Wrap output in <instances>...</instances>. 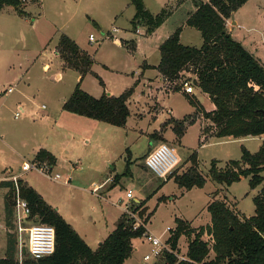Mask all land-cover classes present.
<instances>
[{"label":"rangeland","instance_id":"rangeland-1","mask_svg":"<svg viewBox=\"0 0 264 264\" xmlns=\"http://www.w3.org/2000/svg\"><path fill=\"white\" fill-rule=\"evenodd\" d=\"M143 1L152 13L159 12L162 6L169 11L165 23L151 36L146 33L145 26H139V31L133 30L130 19L134 6L130 0H38L24 7L25 16L19 15L11 6L0 10V134L3 135V138L0 136V176L6 165L15 170L24 159L32 161L35 147L46 138L47 133L51 139H56V134L51 131L52 118L47 115L50 112L55 115L61 110L62 101L69 97L79 81L76 80V70L62 67L63 61L57 54L56 46L60 36H73L95 60L90 69L92 73H87L84 78L83 84L87 89L96 95L103 91L106 95L111 92V95L117 96L130 87H133V92L127 100L129 115L125 124L114 126L102 122L96 144L90 141L80 146L78 153L84 157L81 166L86 169L75 171L72 177L81 178L86 188L68 189L71 190L69 204L80 211L85 218L84 223L91 227L94 220L96 224L102 221V211L114 222L122 212V204L128 201L125 198L126 188L134 186L136 195L144 199L143 206L138 209L134 205L137 203L131 201L132 209L142 220L152 211L147 223L148 230L152 235L166 240L168 229L175 226V218H186L191 226L197 228L209 222V213L204 206L207 199H212L211 191L217 183L207 178L203 187L186 190L179 187L173 178L164 181L145 167L147 153L158 143L173 147L181 159L173 173L180 174L189 168V156L195 152L198 169L206 174L212 159H217V165L222 167L228 159L240 158L241 145L254 150L259 141L253 138L248 141L217 142L212 137L200 146V121L195 119L184 128L181 144L175 145L177 134L174 133V122L191 114L194 110L192 105L163 79L144 82L143 79L153 77L152 70H147L138 83L136 78L144 59L149 63L159 60L158 45L163 39L162 35L169 29H176L194 6L191 0ZM232 19L237 20L238 24L232 27L233 35L245 45L264 52V0H248L233 13ZM114 27L119 31L113 32ZM185 30L182 43L198 46L201 42L200 32L191 27ZM90 33L95 38L92 42L88 40ZM115 37L121 41L120 44L113 41ZM131 39L135 43L133 48V41H129ZM57 72L61 75L60 79L55 77ZM185 76L193 77L190 73ZM9 86L13 87L11 93L6 92ZM196 94L205 109L213 107L207 95L200 92ZM18 102L23 105L24 112L19 118H14ZM41 104L46 108L42 109ZM206 126L208 124L204 122L202 128ZM168 129V134H173V140L165 139L161 134ZM128 159L129 171L126 172ZM107 175H117V178H112L110 184L99 192H91L90 179L98 183ZM41 176L34 170L26 174L28 181L34 179L51 188H68L47 182ZM71 182L74 184L75 180ZM262 187L264 179L257 187L250 188L248 177H243L225 195L230 198L235 196L239 200L240 196L248 193L242 202L244 209H248L249 197ZM2 200L0 188V223L3 225L0 226V257L5 252L8 231L4 227ZM30 224V220L23 222L21 225L24 229L20 232L15 227L18 264L28 254L26 228ZM203 238L207 239L206 236ZM187 244L188 238L181 236L175 251L184 256ZM132 246L131 254L124 264H167L163 258L143 259L144 254L150 253V243L145 238L133 239Z\"/></svg>","mask_w":264,"mask_h":264},{"label":"trees","instance_id":"trees-1","mask_svg":"<svg viewBox=\"0 0 264 264\" xmlns=\"http://www.w3.org/2000/svg\"><path fill=\"white\" fill-rule=\"evenodd\" d=\"M37 1L0 0V10L11 6L19 15L25 16L24 7ZM191 1L195 9L188 13L185 24L200 32L202 44L200 47L181 44V28L177 27L158 47L160 59L156 68L160 76L167 84H172L173 89L182 92L183 81H191L211 99L215 109L206 112L193 95L186 93L195 110L209 119L210 123L203 129V134L212 129L218 138L262 135L264 65L233 39L225 26L226 20L248 0ZM130 2L135 9L130 21L133 30L145 26L149 34L168 17L166 8L152 14L145 8L143 0ZM56 51L63 61L62 67L76 70L81 78L91 73L92 57L67 35L60 36ZM186 73L193 77H186ZM132 92L133 87H130L118 96L102 94L96 98L81 89L78 81L72 93L63 101L62 109L114 126H123L129 115L127 100ZM187 123V118L175 120L174 131L178 138ZM34 159L49 164L55 162V157L44 149H39ZM189 160L191 165L186 171L180 174L172 171L164 181L173 178L179 187L189 190L203 187L207 178L229 186L242 177H248L250 188L257 187L264 179V143L254 153L242 146L240 158L230 159L222 167L217 165L218 161L211 160L206 174L198 170L195 152L189 156ZM129 163L128 159L126 172L129 171ZM18 183L20 195L27 201L32 219L49 224L55 230L54 252L37 260L24 255L21 264H123L131 254L132 240L142 237L145 231L143 226L132 229L133 220L122 213L115 228L92 250L31 186L21 179ZM0 187L8 188L4 197V218L9 230L14 207L12 182L0 180ZM216 193L212 194L206 206L210 222L205 226L193 227L189 221L175 218V226L170 228L166 241L173 251L183 235L188 238V244L183 259L164 252L160 258L167 264H264V187L253 197L255 212L249 217L239 215L223 200L215 198ZM134 205L138 209L143 206V201ZM151 214L152 211L143 219L144 224L148 223ZM16 252V234L8 231L0 264H18Z\"/></svg>","mask_w":264,"mask_h":264},{"label":"crops","instance_id":"crops-1","mask_svg":"<svg viewBox=\"0 0 264 264\" xmlns=\"http://www.w3.org/2000/svg\"><path fill=\"white\" fill-rule=\"evenodd\" d=\"M183 1H185V0H182V2ZM203 1H207V0H203ZM143 3H144L145 8L149 11V9L146 7L144 1H143ZM164 4H165V2H164ZM162 8H165V7L162 6L161 9ZM194 9L195 8L193 7V9H191V11H189V12L194 11ZM134 13H135V9H134V12L132 14V17L134 15ZM150 13H152V12H150ZM152 14H156V13L154 12ZM187 15H188V13H187ZM187 15H186V17H184L180 21V23H178V26H177V27L181 28L180 33H179V42L181 44H183V45H187V44L182 43V41H181L182 40V36H183L184 32L186 31L185 29H187L188 27H191V26L185 24V20L187 18ZM132 17H131V19H132ZM131 19H130V21H131ZM93 22H94L95 25H97V27H99L97 22H95V21H93ZM164 23H165V21L161 25H159L154 31L149 33V35L150 36L152 34L154 35L156 33V31H158V29H160ZM234 25H238L237 24V20L236 21L233 20L232 17L226 20L225 26H226V30L228 31V33L232 36L233 39H235L236 41H239L242 44V46L247 51H249L253 56L258 58L260 60V62L264 65V62H263V60H264L263 59L264 52L261 53L260 51H258L257 47H254V46L252 47L251 45L247 46V45H245L244 42H242L241 40L237 39L233 35V32H232L233 31L232 27ZM191 28H194V27H191ZM174 30L175 29L172 28V29H169L166 33H164L162 35V38H163L162 41L164 39H166ZM112 31L113 32H118L119 29L114 27V28H112ZM107 32H110V31H107ZM102 33H103V31H102ZM200 37H201V35H200ZM70 39H72L78 45V47L81 50L85 51L84 45L82 43H80L78 41V39H76L73 36ZM113 41L116 44H120L121 43V41L119 39H117L116 37L113 38ZM129 41H133L132 48L135 47L134 40L131 39ZM201 44H202V38H201L200 44L198 46H195V47H200ZM159 45H160V43H159ZM187 46H190V45H187ZM159 59H160V56H159ZM92 60H93V63H94V61H95L94 58H92ZM158 63H159V60L156 63H149V62H147L146 59H144L142 61L141 65H140V72L138 74V77L136 78V83H138L140 80H142V78L144 77L143 75H144V73L147 70L154 71V74H153V77L152 78H148V80L143 79V80H145L144 82H146V83L150 82L151 79H153V80H162V77L160 76V73H159V71L156 68ZM101 65H103L104 67H107V65L104 64V63H102ZM91 73H92V71H91ZM86 75L81 78V76L78 73V75L76 77V80L80 81L81 89H83L85 92L89 93L90 95H92V96H94L96 98L100 97L102 94H105L102 91V93H100L99 95H96L90 89H87L84 86V84H83L84 78L86 77ZM95 75H97V74H95ZM55 77L57 79H60L61 78L60 73L57 72ZM102 89L105 91V87L104 86L102 87ZM193 89H194L193 93L189 94V95H193L198 100V102L202 106L203 110H205L206 112H209V111H212V110L215 109V105L214 104H213V107L211 109H205V107L201 103L200 98L196 94V93H198L200 91L194 85H193ZM179 92L182 93L187 99V94L185 92H182V91H179ZM200 93H202V92H200ZM202 94L203 95H207L205 93H202ZM107 95H111V92H108ZM63 101H62V103H63ZM62 103H61V108H60L61 110H59L58 113H56L55 115H52L53 112H50L47 115V117H51L52 118V127H51L52 129H51V131L56 134V137H55L56 139L55 140L51 139L50 134L47 133L46 138L39 143L38 147H35L33 154L35 155V153L39 149H44V150L48 151L49 153H51L55 157V162L52 164L53 165V170H54L55 173H59L61 178L60 179L47 178V177L43 176L42 174H40V173L39 174L42 175L41 177L44 178L47 182L57 183L58 185L66 186L68 188H64V187H63V189H60V188H57V187L56 188H51L47 184L45 185L43 182L36 181L34 179H30L28 181V179L26 178V174H27L28 171H21V169H20L22 163L15 170H14V168H12L9 165L4 166L2 168V176H0V180H9L8 179L9 175H8V172H7L8 170H11L13 173H17L19 175V178L21 180H23L24 182H26L29 186H31L43 198V200L47 204L52 206L65 219V221L72 226V228L87 243V245L92 250H94V249L97 248L99 243L103 239H105L106 236L115 228V225H116L119 217L122 215V212H120L119 216L117 217V220L112 222V221H110L108 219L109 218L108 214L105 211H102V221L98 222L96 224V221L94 220V222H92V227H91L87 223H84L85 218L80 213V211L78 209L72 208L70 206L69 199H68V196L71 194L70 191L72 189H82V188L85 189L86 188V187H83L84 183L81 180V178H77L76 177L74 179V177H72V173H74L75 171L79 172V171H81L80 169H82V168L86 169V167L81 166L83 164L82 159L84 157L80 156L79 153H78L79 149H80V146L81 145L85 146L86 144H89L90 141H92L93 144H96L97 136L100 134V131L102 130V127H101V124H100V123H102V121H98V120H95V119H92V118H89V117L77 115L75 113L66 112V111H64L62 109ZM192 107L194 109L193 112L191 114L185 115L183 118L189 119V123H191L195 119L196 120L199 119V121H200V131H199V134H198L199 135L198 143L200 144V146L204 145V142L206 141L207 138H212V137L216 138L217 142L236 141V140L237 141H248L249 139H253L254 138V139H257L259 141L257 146L254 147V150L253 149L249 150V151L254 153V152H256L259 149V147L263 143L261 135L253 136V137L252 136H244V137H239V138H232V137H221V138H218V137L214 136V133H213L212 129L208 130L206 133L203 134L202 126H203L204 122H206L207 124L210 123L209 119L205 118L202 113L197 112L195 110L194 106H192ZM16 108H18L20 111L24 112V107H23V105L21 103L18 102ZM170 112H171V110H170ZM13 117H14V115H13ZM189 123H187L185 125V127ZM169 129L165 130L161 134H162V136L165 139L173 140L174 139L173 138V134H170V135L168 134ZM182 135H183V132L181 133V136L179 138L177 137V142H176L175 145H180L181 144L182 138H183ZM0 136H1V138H3L2 134H0ZM242 146H244V145H241L240 147H242ZM101 153H102V149H101ZM34 155H33V160H35L34 159ZM196 159H197V156H196ZM212 160H216L217 161V159H212ZM228 160H230V159H228ZM23 161H26V159H24ZM180 162H181V159L179 160V163ZM197 164H198V162H197ZM197 168H198V166H197ZM87 169H88V167H87ZM114 176H112V175L108 176L107 175L105 178L100 179V182H98V183H96V181L90 179V185L92 186L90 188L91 192H94L93 188H95L97 186H99V189L96 192H99L101 188L107 187L110 184V182L112 181V178L116 180L117 177L114 178ZM66 177L70 178L67 183L64 182V179ZM84 179H85V184H87L86 178H84ZM241 179L239 181H241ZM72 180L73 181L75 180L74 184H72V182H71ZM118 180L119 179H117L116 182H118ZM234 183H236V182H234ZM234 183H232L229 186H223L221 184H215L214 185V189L211 192H212V194L214 192H217L216 195H215V198L223 200L231 209L236 211L239 215H243L245 217H249V216L253 215L254 212H255V206L253 204V197L258 194L260 189L256 190L255 193L252 196L249 197V200H248L249 208L248 209H244V207L242 206V202L244 201L246 196H248L247 195L248 193H246L245 196H240L239 200L235 196L229 195V196L232 197V198H230V197H226V195H225L226 192H229V189L232 187V185ZM0 188L2 189V199H3L2 200V209L4 211V197H5L6 192L8 191V188H6V187H0ZM142 188L143 187H140L139 189H142ZM68 189H71V190L69 191ZM127 189H132L133 190V193H134L133 201L134 202L139 203L140 201H143L144 198L139 197V196L136 195V190L137 189H135L134 186L127 187L126 190ZM100 193H102V191ZM212 194H211L210 198H212ZM210 200L211 199H207V201L205 202L204 208H206V206L210 202ZM106 201H107V199H106ZM145 205H147V203ZM2 216H3V214H2ZM184 220L188 221V219H186V218H184ZM4 222H5V218H4ZM209 222H210V215H209ZM1 225L2 224L0 223V226ZM10 226H11V229H9L8 231L9 232H14L16 234L15 223H14V207H13V213H12V219H11ZM4 227H5L6 231H7V226L5 225V223H4ZM147 230H148V227H147ZM16 256H17V252H16ZM125 261H124V263H125Z\"/></svg>","mask_w":264,"mask_h":264},{"label":"built area","instance_id":"built-area-1","mask_svg":"<svg viewBox=\"0 0 264 264\" xmlns=\"http://www.w3.org/2000/svg\"><path fill=\"white\" fill-rule=\"evenodd\" d=\"M137 31L139 30L137 29ZM88 40L92 42L95 40V38L92 34H90ZM12 90V86H9L6 89V92L10 93ZM182 90L185 93L192 94L194 89L191 81L184 80L182 83ZM41 108L45 109L46 106L44 104H41ZM22 112L23 111H20L18 109L14 113V117L18 118ZM261 138L264 143V133L261 135ZM179 160L180 159L175 154L173 147L169 146L166 143H158L152 150L147 153L146 157L144 158V165L155 176L164 180L175 169V167L179 163ZM20 169L21 171L34 170L47 178H61L59 173L54 172L53 165L49 164L46 161L26 160L22 162ZM7 172L9 175L8 179L12 182L13 186L14 223L17 231L20 232L24 229L21 225L23 222H25L26 220L31 221V224L26 228L28 255L35 260L51 255L54 252L55 248V230L53 226L45 223H39L32 219L28 203L20 195L18 183L19 175L17 173H13L11 170H8ZM69 179V177H66L64 179V182L67 183ZM98 189L99 186L93 188V191L96 192ZM125 198L128 201L122 204V213L125 214L129 219L133 220L132 229H136L140 226H143L145 228L142 237L148 240V242L150 243V253L144 254L143 259L149 260L151 257L160 258L164 254V252L172 253L179 259H183V256H180L177 252L173 251L170 248L168 242L166 241L167 239L162 240L160 237L152 235L147 230V224H144L143 220L136 215L135 210L131 207V204L133 203L131 201H133L134 198L132 189L126 190ZM169 230L170 229H168V231ZM20 261L21 257L19 256V262Z\"/></svg>","mask_w":264,"mask_h":264}]
</instances>
